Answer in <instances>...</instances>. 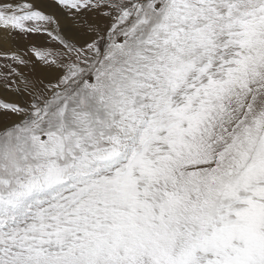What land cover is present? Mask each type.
Here are the masks:
<instances>
[{"label": "snow or ice", "instance_id": "obj_1", "mask_svg": "<svg viewBox=\"0 0 264 264\" xmlns=\"http://www.w3.org/2000/svg\"><path fill=\"white\" fill-rule=\"evenodd\" d=\"M0 60V264H264V0H0Z\"/></svg>", "mask_w": 264, "mask_h": 264}, {"label": "rangeland", "instance_id": "obj_2", "mask_svg": "<svg viewBox=\"0 0 264 264\" xmlns=\"http://www.w3.org/2000/svg\"><path fill=\"white\" fill-rule=\"evenodd\" d=\"M48 39L49 38L46 35H34L29 37L28 40H19L18 47L24 48L33 41L37 42L40 45H47ZM0 63H3V60H0Z\"/></svg>", "mask_w": 264, "mask_h": 264}, {"label": "crops", "instance_id": "obj_3", "mask_svg": "<svg viewBox=\"0 0 264 264\" xmlns=\"http://www.w3.org/2000/svg\"><path fill=\"white\" fill-rule=\"evenodd\" d=\"M46 44V43H45Z\"/></svg>", "mask_w": 264, "mask_h": 264}]
</instances>
